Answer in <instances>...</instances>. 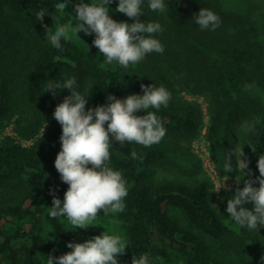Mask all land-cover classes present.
I'll return each mask as SVG.
<instances>
[{
    "label": "trees",
    "instance_id": "16d2710c",
    "mask_svg": "<svg viewBox=\"0 0 264 264\" xmlns=\"http://www.w3.org/2000/svg\"><path fill=\"white\" fill-rule=\"evenodd\" d=\"M118 2L106 5L112 18L135 22L115 11ZM56 3L0 0V264H47L49 256H61L43 231L45 220L63 238L74 239L61 217L51 218L47 211L53 195L63 200L69 187L55 168L62 126L53 113L71 91L62 89L55 97L43 92L48 83L73 77L74 90L89 96L86 109L108 103L110 94L120 99L143 95L142 84L164 86L171 93L167 107L149 109L166 129L160 142L149 147L120 145L114 138L111 142L108 166L122 173L128 189L126 207L118 214L129 245L124 264H132L134 255H146L150 264H157L156 259L168 257L171 250L180 253L185 264H264V226L243 233L230 226L226 208L236 184L216 192L209 177L196 182L157 178L158 166L178 152L179 137L202 135L205 111L189 95L209 100L211 129L221 128V173L238 148V129L251 122L243 140H250L257 154L245 158L251 171L246 170L244 179L259 176L257 161L264 154V38L247 27L250 16L224 12L217 0H164V13L151 11L143 0L141 20L161 24L163 31L154 36L164 52L149 53L139 64L124 68L105 62L93 45L95 34L89 45L62 39L61 47H54L35 14L45 10L43 23L51 28ZM202 8L219 17L215 30L196 23L195 14ZM261 23L264 32V13ZM231 163L235 169V156ZM230 174L245 173L237 168ZM175 208L185 220L173 214Z\"/></svg>",
    "mask_w": 264,
    "mask_h": 264
},
{
    "label": "clouds",
    "instance_id": "9594fccd",
    "mask_svg": "<svg viewBox=\"0 0 264 264\" xmlns=\"http://www.w3.org/2000/svg\"><path fill=\"white\" fill-rule=\"evenodd\" d=\"M143 0H119L115 11L125 14L135 22L117 21L109 14L106 5L112 0H101L100 3H85L83 0L74 6L75 15L66 12L71 0H60L55 9L60 14L53 17L54 27L44 24L45 10L35 14L38 21L46 29V39L56 47H61V40L72 41L74 37L81 38L79 33L95 34L93 45L99 50L107 64L118 63L124 68L139 64L147 54L163 53L164 46L154 34L162 32L158 22H143L141 20ZM151 11L164 13V0H148ZM66 15L71 18L67 22H58ZM73 17L75 18L73 20ZM195 21L201 29L215 30L219 17L211 10L202 8L195 14ZM103 66V65H101ZM75 78L61 82L48 83L43 92H51L55 97L58 91L69 89L71 95L59 103L53 116L62 126L60 137L61 150L55 159V168L62 182L69 185L64 194L63 202L53 195L50 217H66L70 230L87 229L98 226L95 222L103 212L105 216L124 211V200L128 195L126 181L122 173L108 166L112 139L123 145L125 142L136 143L149 147L161 141L166 129L161 119L149 109L167 107L171 93L164 87L142 84L143 95L132 94L120 99L108 95V103L93 108H87L88 97L74 90ZM144 111V115L137 113ZM251 145V144H250ZM252 151L256 147L251 145ZM133 150L131 157L137 158ZM237 158L234 169L231 158ZM243 148H237L224 164L223 170L229 174L238 168L244 171V176L236 178V188L233 197L228 199L226 212L240 228L259 230L264 226V154L259 156L257 166L259 176L244 179L249 161L245 158ZM244 179V186L239 187ZM258 184V186H256ZM226 190H230L228 186ZM218 188L216 192H219ZM54 191V190H53ZM253 203L249 209L245 205ZM128 243L121 235L110 234L105 230L101 235L82 243L69 241L67 247L71 251L59 256H49L47 264H120L117 257L125 254ZM264 260V256L261 257ZM132 264H150L146 255L137 258Z\"/></svg>",
    "mask_w": 264,
    "mask_h": 264
},
{
    "label": "rangeland",
    "instance_id": "374dc122",
    "mask_svg": "<svg viewBox=\"0 0 264 264\" xmlns=\"http://www.w3.org/2000/svg\"><path fill=\"white\" fill-rule=\"evenodd\" d=\"M99 0H83L85 3H97ZM60 2V0H57ZM81 2V0H71V3L68 4L66 12L75 15L74 6L76 3ZM218 6L221 7V10L227 13L236 15L239 18H244L250 16L251 20H248L247 27L260 38H264V32L262 28V16L264 13V0H217ZM60 14L56 12L55 17H58ZM70 15H66L64 19L58 20V22H67L71 18ZM75 18L73 17V20ZM244 21L239 24H243ZM51 28L55 30L54 23ZM81 38L74 37L73 40L81 43L83 45H89L93 39L94 33L92 35H86L84 32L79 33ZM189 98L198 100L205 111V127L203 129L202 135L197 138H187L179 137L178 147L179 150L177 153H174L170 158L162 165H159L157 168V178L167 179V178H180L188 181H198L205 177L211 178L217 188L228 187L236 184V178L238 175L221 173L218 165L219 162H222V150H221V128L214 127L211 129V105L209 100L203 95H189ZM251 122L244 123L238 129L239 143L238 148H243L245 157L253 155L255 152L252 151L250 140L245 142L243 139L248 133V128ZM251 144V145H250ZM257 154V153H256ZM222 166V164H221ZM223 168V167H222ZM243 177L242 175H239ZM244 179L240 181L239 184H243ZM63 202V200L61 199ZM48 212L50 213V208ZM249 209L254 207L253 203H248L245 205ZM117 214H109L108 216H98L96 224L98 226H89L87 229H75L70 230L71 225L68 222L66 217H61L63 222L67 225L69 230L74 235L73 240H67L58 234L52 224L45 220L43 231L46 234L47 238L52 242L54 248L61 253V255L71 251L67 247L69 241L82 243L88 239L95 237L96 235H101L105 230L110 234L116 233L121 235L123 238L128 241L126 229L123 225L122 220ZM173 214L185 220L184 216L178 209H173ZM231 228L238 233H243L247 228H240L235 222L230 218L229 220ZM216 242V240H213ZM216 246L220 247L221 244L216 242ZM233 254V252H232ZM125 254L119 255L117 259L120 264L125 262ZM231 254H228V257ZM228 264H231V260H227ZM157 264H185L184 259L181 257L180 253L176 250H171V253L168 257H158L156 259Z\"/></svg>",
    "mask_w": 264,
    "mask_h": 264
}]
</instances>
